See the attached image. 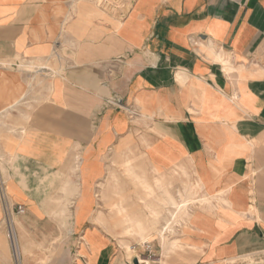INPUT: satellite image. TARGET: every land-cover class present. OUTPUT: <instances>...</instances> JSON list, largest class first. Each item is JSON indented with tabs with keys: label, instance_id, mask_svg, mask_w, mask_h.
Returning a JSON list of instances; mask_svg holds the SVG:
<instances>
[{
	"label": "crops",
	"instance_id": "crops-1",
	"mask_svg": "<svg viewBox=\"0 0 264 264\" xmlns=\"http://www.w3.org/2000/svg\"><path fill=\"white\" fill-rule=\"evenodd\" d=\"M126 162L157 221L210 204L150 264H264V0H0V264H131Z\"/></svg>",
	"mask_w": 264,
	"mask_h": 264
},
{
	"label": "rangeland",
	"instance_id": "rangeland-1",
	"mask_svg": "<svg viewBox=\"0 0 264 264\" xmlns=\"http://www.w3.org/2000/svg\"><path fill=\"white\" fill-rule=\"evenodd\" d=\"M106 11L109 13L110 12L114 13V11H112L111 9H106ZM137 162L139 161L137 160L136 164ZM130 165H131L130 162H126L124 164L125 167L121 166L120 180H121V184H123L126 188H133L134 186L135 193L134 192L132 193L134 198H131L128 192L121 193L123 194L122 199L124 200L125 203L122 204L121 202L119 205H114V208L110 210V212L112 211V215L114 214V216L110 219L112 221L111 222L112 224L110 226H111L112 231H118L119 234L121 235L124 234L123 236L133 241L134 244L130 245V247H127L125 250L127 252V258H129L131 264H133V261L138 262V259L139 260L141 259L142 261L146 262L143 264H150L152 262H156L157 260V257L152 255L148 248L146 249L145 243H147L146 241L151 240V236H152L151 234L155 235L156 233H159L160 235H163L164 232L171 230L174 227V224L184 223L181 221V219L184 218L183 214L188 213L187 211H189V209L194 210L195 203L200 205L201 207L204 205H210V204L209 202L201 201L204 198H206L205 196H203V198H198V199L187 198L186 200H189V202H187L186 206L183 208H179V206L183 205L184 202H182L181 204L174 205V202L170 200L171 205H174L178 209L174 208L173 206L167 207L168 214L166 215L164 214L163 216L164 219L161 217V219L163 220L157 221L163 209L159 210L151 206L152 196L154 195V193L150 185L143 179L144 178V175H143L144 168L137 167L134 170L136 174L135 176L133 175L130 169L131 168ZM137 176H141V177H137ZM184 176H185V189L184 190L187 196L191 198L194 195V193H195L194 196L196 197L200 196L199 190L196 187H194L195 186L194 183L190 181V176H188L187 173L184 174ZM156 186L158 187L159 184H156ZM163 193L167 195L165 191H163ZM137 203L141 204V208L137 207ZM195 207H198V206H195ZM180 209H182L183 213L179 215L178 219H175L173 222L169 223L167 220L168 216L170 217L173 216L175 212L179 214L180 212H177V211ZM163 212L164 211H162V214ZM183 227H184V224H183ZM137 237L141 239L142 243L136 240ZM139 247H143L141 249L142 252L139 255L134 254L136 252V248H139ZM15 252L17 254V247H16ZM45 263L46 262H43L41 264H45Z\"/></svg>",
	"mask_w": 264,
	"mask_h": 264
},
{
	"label": "built area",
	"instance_id": "built-area-1",
	"mask_svg": "<svg viewBox=\"0 0 264 264\" xmlns=\"http://www.w3.org/2000/svg\"><path fill=\"white\" fill-rule=\"evenodd\" d=\"M99 1H100V5L101 4H105V6H108V7L111 6L112 8H117L118 5L120 3H122V0H99ZM0 197H1V200H2V204H3V213L6 215L5 216V220H6V224L8 226V229H9V239H10L11 245L12 246H16L15 243H13L14 241H13V239L11 237L12 231L9 228V225H10L9 219H10V215H12V213H10V212L14 211L17 214H24L23 213L24 209L20 205H16V206H14V208H11L10 205L8 204V201H7L6 197L3 194V190H2L1 186H0Z\"/></svg>",
	"mask_w": 264,
	"mask_h": 264
},
{
	"label": "bare ground",
	"instance_id": "bare-ground-1",
	"mask_svg": "<svg viewBox=\"0 0 264 264\" xmlns=\"http://www.w3.org/2000/svg\"><path fill=\"white\" fill-rule=\"evenodd\" d=\"M202 202H203V200H201ZM187 202H189V200H186V201H184V203H183V205H181V206H179V208H183V207H185L186 206V204H187ZM181 210V209H180ZM10 213H12V212H10ZM4 214V213H3ZM5 214H4V219H3V221H5V224H6V220H5ZM190 216V215H189ZM189 216H188V218H189ZM11 217H12V215H10V219H9V222H10V225H9V228L11 229V231H12V235H11V237H12V239H13V243H15V234H14V230L12 229V222H11ZM6 227H7V229H8V226H7V224H6ZM8 235H9V229H8ZM146 244V243H145ZM13 247V249H14V251L16 250V246H12ZM138 263L139 264H142V263H146L145 261H142L141 259L139 260L138 259Z\"/></svg>",
	"mask_w": 264,
	"mask_h": 264
},
{
	"label": "water",
	"instance_id": "water-1",
	"mask_svg": "<svg viewBox=\"0 0 264 264\" xmlns=\"http://www.w3.org/2000/svg\"><path fill=\"white\" fill-rule=\"evenodd\" d=\"M133 264H138V262L137 261H133Z\"/></svg>",
	"mask_w": 264,
	"mask_h": 264
}]
</instances>
